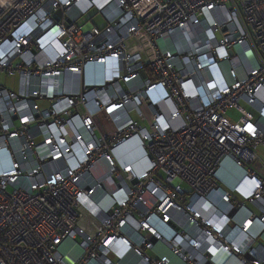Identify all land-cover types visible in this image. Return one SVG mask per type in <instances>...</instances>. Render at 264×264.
Here are the masks:
<instances>
[{
	"label": "built area",
	"instance_id": "obj_1",
	"mask_svg": "<svg viewBox=\"0 0 264 264\" xmlns=\"http://www.w3.org/2000/svg\"><path fill=\"white\" fill-rule=\"evenodd\" d=\"M263 96L264 0H0V264H201L207 236L264 264V179L240 202L217 177L258 176ZM134 136L142 172L114 156Z\"/></svg>",
	"mask_w": 264,
	"mask_h": 264
},
{
	"label": "crops",
	"instance_id": "obj_2",
	"mask_svg": "<svg viewBox=\"0 0 264 264\" xmlns=\"http://www.w3.org/2000/svg\"><path fill=\"white\" fill-rule=\"evenodd\" d=\"M88 73L91 79L99 80L104 76L111 78L118 73V63L115 60H111L105 69L101 67L89 68ZM13 84L14 79L12 83H8V85L11 86ZM158 93L161 94V91L159 90ZM253 112L257 113V110L253 109ZM134 117L136 116L134 115ZM260 152H264L263 146H259L255 150L254 153L258 158L250 164V168L254 170L258 176H250L248 170L242 166L237 165L234 158L230 156L223 158L222 164L219 167L217 173L218 182L231 194L233 200L240 202L245 201L246 198L251 196L254 192L259 182L258 178L261 177L264 179V172L258 170L255 166H253L254 163H256L258 160H261ZM114 156L119 165L131 164L138 172L147 170L149 167V158L147 157L146 151L142 148L140 144V138L138 136H134L127 143L116 149L114 151ZM262 164L264 166V161H262ZM247 206L256 215H261V210L258 206L251 205L250 203H247ZM203 240L204 238L202 237V241ZM255 242L256 246H262V249H264V233H262L260 236H257V240ZM203 245H205V243H203ZM156 250L160 255H168L171 261L170 264H186L180 258L173 255L169 247L164 243L159 244ZM122 255L126 256L124 261L125 264H138V259L136 258V256L130 251H125V248L120 246L118 248L116 258L118 259ZM223 259L224 262L222 264H242L238 259L230 257V255L224 256Z\"/></svg>",
	"mask_w": 264,
	"mask_h": 264
},
{
	"label": "clouds",
	"instance_id": "obj_3",
	"mask_svg": "<svg viewBox=\"0 0 264 264\" xmlns=\"http://www.w3.org/2000/svg\"><path fill=\"white\" fill-rule=\"evenodd\" d=\"M88 75H89V73H86L85 77H87ZM197 241H199L197 245H193V243H191V244L189 243L190 250L193 253L194 257H196L197 259H198V257H200V261L202 260V257L205 253L208 254L209 260H208L207 264H222L224 262L223 257L226 255H230L228 253L229 251H226L223 248L222 244H220L221 247L223 248V249H221L222 253H220V254H218L217 252L214 253V250L212 248V244L214 242V237L212 238V237L207 236V237H204L203 241H202V238L197 240ZM203 243H205V245H203ZM228 244L230 245V243H228ZM230 257L235 258L231 255H230ZM178 258H180V257H178ZM236 259H238V258H236Z\"/></svg>",
	"mask_w": 264,
	"mask_h": 264
},
{
	"label": "rangeland",
	"instance_id": "obj_4",
	"mask_svg": "<svg viewBox=\"0 0 264 264\" xmlns=\"http://www.w3.org/2000/svg\"><path fill=\"white\" fill-rule=\"evenodd\" d=\"M144 9H146V8H144ZM95 23H96L98 26H101V20H100L99 18H98L97 20H95ZM7 82H8V83H9V82L12 83V82H13V79H8ZM241 105L244 106V107H246V108H248V109L250 110V108H249L246 104L241 103ZM226 117H227L228 119H230L231 121L236 122V121H238L239 118H240V113H239V111H238L237 109L228 110V111L226 112ZM260 153H261V154H260V157H261L260 159H261V160H258L256 163H254L253 166H255L258 170L264 172V166H263V164H262V161H264V152H260ZM181 186H182V188H184L186 191H190V187H189L186 183H182ZM250 204L253 205V203H250ZM115 259H116V258H115ZM205 260H206V259H202V260H201V264H204Z\"/></svg>",
	"mask_w": 264,
	"mask_h": 264
},
{
	"label": "bare ground",
	"instance_id": "obj_5",
	"mask_svg": "<svg viewBox=\"0 0 264 264\" xmlns=\"http://www.w3.org/2000/svg\"><path fill=\"white\" fill-rule=\"evenodd\" d=\"M259 206L264 208V203L263 202H258ZM196 261H200V257H198V259Z\"/></svg>",
	"mask_w": 264,
	"mask_h": 264
},
{
	"label": "water",
	"instance_id": "obj_6",
	"mask_svg": "<svg viewBox=\"0 0 264 264\" xmlns=\"http://www.w3.org/2000/svg\"><path fill=\"white\" fill-rule=\"evenodd\" d=\"M134 182H136V181H134Z\"/></svg>",
	"mask_w": 264,
	"mask_h": 264
}]
</instances>
